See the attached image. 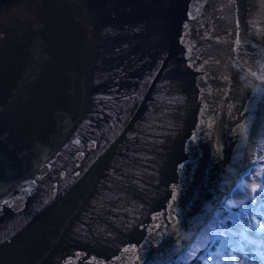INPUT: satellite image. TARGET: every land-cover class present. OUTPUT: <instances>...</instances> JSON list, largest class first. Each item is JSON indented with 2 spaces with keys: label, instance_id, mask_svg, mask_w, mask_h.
<instances>
[{
  "label": "water",
  "instance_id": "obj_1",
  "mask_svg": "<svg viewBox=\"0 0 264 264\" xmlns=\"http://www.w3.org/2000/svg\"><path fill=\"white\" fill-rule=\"evenodd\" d=\"M262 155L264 0H0V264H174Z\"/></svg>",
  "mask_w": 264,
  "mask_h": 264
},
{
  "label": "rangeland",
  "instance_id": "obj_2",
  "mask_svg": "<svg viewBox=\"0 0 264 264\" xmlns=\"http://www.w3.org/2000/svg\"><path fill=\"white\" fill-rule=\"evenodd\" d=\"M208 219L174 264H264V157ZM219 241L205 251L212 238Z\"/></svg>",
  "mask_w": 264,
  "mask_h": 264
},
{
  "label": "bare ground",
  "instance_id": "obj_3",
  "mask_svg": "<svg viewBox=\"0 0 264 264\" xmlns=\"http://www.w3.org/2000/svg\"><path fill=\"white\" fill-rule=\"evenodd\" d=\"M225 199H226V197L223 199V201L220 203V205H221V204L223 205ZM220 205H219V206H220ZM219 206H218V207H219ZM218 207H217V208H218ZM217 208H216V210H217ZM216 210H215V211L213 212V214L211 215V218L214 217V214L216 213ZM207 221H208V220H207ZM202 228H203V227H202Z\"/></svg>",
  "mask_w": 264,
  "mask_h": 264
},
{
  "label": "trees",
  "instance_id": "obj_4",
  "mask_svg": "<svg viewBox=\"0 0 264 264\" xmlns=\"http://www.w3.org/2000/svg\"><path fill=\"white\" fill-rule=\"evenodd\" d=\"M232 194H233V193H230V194H229L228 199L232 196ZM227 201H228V200H227ZM216 243H217V240H214V245L212 246L213 248L215 247ZM212 247H211V248H212ZM211 248H210V249H211Z\"/></svg>",
  "mask_w": 264,
  "mask_h": 264
},
{
  "label": "snow or ice",
  "instance_id": "obj_5",
  "mask_svg": "<svg viewBox=\"0 0 264 264\" xmlns=\"http://www.w3.org/2000/svg\"><path fill=\"white\" fill-rule=\"evenodd\" d=\"M261 191H264V189H261Z\"/></svg>",
  "mask_w": 264,
  "mask_h": 264
}]
</instances>
